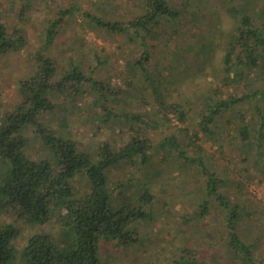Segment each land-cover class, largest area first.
I'll return each mask as SVG.
<instances>
[{"label":"rangeland","instance_id":"rangeland-1","mask_svg":"<svg viewBox=\"0 0 264 264\" xmlns=\"http://www.w3.org/2000/svg\"><path fill=\"white\" fill-rule=\"evenodd\" d=\"M170 3L182 11L181 16L175 21L162 19L152 25L151 33L145 40L149 56L145 68L167 102H181L184 111L195 113L216 98L217 88L224 93L225 90L237 92L240 88H264V64L263 71H247L241 83L225 87L221 81L224 76L222 59L228 38L235 29L233 12L229 9L237 11L245 6L253 17L260 19L264 0H170ZM21 4L25 6L21 15L17 16ZM69 6H73V11L60 32L65 36V31L68 32L69 38L61 37V40H64L68 50L70 47L71 55L75 58L82 56L88 62V56L95 59L91 53L94 50L102 61L107 59L93 77L107 80L117 92L109 98V101L114 100L110 105L115 110L138 115H145L147 111L148 116H144L147 122L141 125V129L148 139L156 142L164 136L174 135L188 155L200 156L214 175L229 180L222 186L225 196L237 201L241 208L254 209L249 217H241L238 233L252 246L254 260L264 262V155L256 157L254 146L249 150L241 149L240 142L235 139L236 122L229 125L226 136L227 120H233L228 109L220 112L210 125L215 131L211 137L198 132L197 125L202 120L199 113L193 120L187 117L181 122L173 112L161 111L153 99L150 81L144 73H130L128 69L132 59L139 58L141 54L138 38H132L133 29L127 34L104 31L88 19L89 16H96L125 23L142 15L143 0H0V20L7 27L6 32L10 33L11 29L17 27L27 40L22 50L0 56V124L3 115L20 100L17 81L31 74L30 52L38 48L47 19L57 17L59 10ZM65 68L67 62L56 68V74L63 73ZM89 90L88 85L83 84V92L75 98L65 92L54 95L52 101L56 104L55 109L43 115L41 120L59 135L75 140L79 148L85 151L95 152L106 138L117 144L123 143L130 136L129 123L118 117L110 119L106 125L101 124L97 115L102 110L91 103L94 95H90ZM142 99L147 104L142 105ZM253 105L239 104L231 110L246 113L247 121L253 122L250 120V117H256ZM260 106L264 117V103H260ZM133 127L136 129V124ZM184 128L188 129L189 135L199 133L197 141L178 132V129ZM32 140L33 137H30L29 153L37 158L40 152ZM196 146L201 150H197ZM166 155L165 151L158 150L149 165L138 168V165L126 163L111 172L112 181L124 180L138 172V177L133 175L131 178L139 181V184L133 180V189L124 186L123 191H118L135 201L139 185L148 183L150 192H155V195L145 209L152 210L154 218L153 222L140 224L141 241L132 247L102 240L98 245L101 261L107 264H176L184 255V250L191 259L196 258L202 264H242L230 258L225 247V210L211 206L210 213L203 219L189 218L199 202L204 200V179L199 173L200 168L190 165L187 160L180 163L174 155L164 159ZM72 185L78 195L88 190L82 177H77ZM173 185L177 187L171 188ZM160 189L167 192L158 193ZM197 194L201 196L199 200ZM113 197L117 202L122 199L117 191ZM12 219L11 214L0 210L1 223L11 222ZM15 223L20 231L15 245L21 252L27 238L41 228L23 221ZM44 229L58 243L61 242L55 215ZM184 246L187 248L184 249ZM15 264H21L20 260H16Z\"/></svg>","mask_w":264,"mask_h":264},{"label":"trees","instance_id":"trees-1","mask_svg":"<svg viewBox=\"0 0 264 264\" xmlns=\"http://www.w3.org/2000/svg\"><path fill=\"white\" fill-rule=\"evenodd\" d=\"M24 6L21 4L17 16L21 15ZM261 8L260 19L253 17L245 6L237 11L229 9L233 12L235 29L228 38L222 59L224 76L221 81L225 87L241 83L247 71H263L264 4ZM72 9L73 6L63 8L57 12V17L47 19L38 48L30 52L31 74L17 81L20 100L11 111L3 115L0 124V210L4 209L13 218L11 222H0V264H15L16 260H20L21 264H107L98 255V245L102 240L116 241L123 247H132L139 243L140 224L145 221L153 222V211L145 208L153 201L155 192H150L148 183H142L138 187L137 199L131 201L120 191H123L124 186L133 189V180L139 184V181L131 178L133 175L137 176V170H134L137 173L120 181H112L110 174L126 163L138 165V168L149 165L158 150L165 151L167 155L164 159L174 155L180 163L188 161L190 165L200 168L199 173L204 179V200L199 202L189 218L203 219L210 213L211 206L225 210L223 222L228 256L242 264H264L263 261L254 260L252 246L238 233L241 217H249L254 209L241 208L237 201L225 196L222 186L229 180L214 175L200 156L188 155L174 135L164 136L156 142L148 139L141 129V125L147 122L144 119L148 116L147 111L144 112L145 115H138L115 110L110 105L114 100L109 101V98L114 97L117 92L107 80L93 77L107 59L102 61L94 50L91 53L95 59L88 56V62L82 56L75 58L71 55L70 47L68 50L64 40H61V37L69 38L68 32L65 31V36L60 31L69 19ZM181 14L182 11L175 8L170 0H143L142 15L125 23L96 16H89L88 19L104 31L127 34L133 29L132 38H138L141 54L139 58L132 59L128 69L130 73H144L150 81L153 99L161 111L173 112L181 122L187 117L193 120L199 113L202 120L197 125V130L200 134L211 137L215 131L210 125L220 112L228 109L233 120H227L226 136L229 125L236 122L235 139L240 142L241 149L249 150L254 146L256 157L264 155V117L260 106V103H264V88H240L237 92L225 90V93L217 88L216 98L207 102L203 110L198 109L192 113L184 111L181 102H167L145 68L149 58L145 40L151 33V26L162 19L175 21ZM6 28L0 20V56L18 52L27 43L21 29L15 27L7 33ZM132 38L129 36V40ZM65 62L67 68L57 75L56 68ZM83 84H87L89 94L94 95L91 102L93 106L102 110L97 115L101 124L106 125L110 119L118 117L129 123L130 136L123 143L117 144L106 138L95 152H89L79 148L75 140L59 135L43 123V115L55 109L56 104L52 101L54 95L65 92L75 98L83 92ZM250 103L254 104L253 113L256 116L250 117L253 122L247 121L246 113L231 110L239 104ZM145 104V99H142V105ZM178 130L188 139L197 141L199 137V133L189 135L187 128ZM30 137H33L32 143L40 152L37 158L29 153ZM196 147L201 150L199 146ZM77 177L86 181L88 189L81 195L77 194L72 185ZM175 187L177 185L171 188ZM115 191L118 196L122 195L119 202L113 197ZM162 192L166 193L167 190L158 191ZM200 198L197 194V199ZM54 215L60 227V243L44 229ZM186 218L184 221H187ZM17 221L41 228L27 238L21 252H18L15 245L20 235L19 227L15 223ZM185 248L187 247L184 246ZM183 252L184 255L176 264H202L196 258L191 259L184 250Z\"/></svg>","mask_w":264,"mask_h":264}]
</instances>
